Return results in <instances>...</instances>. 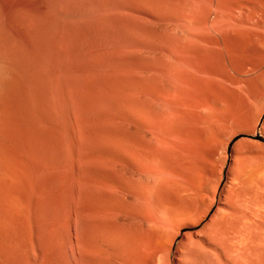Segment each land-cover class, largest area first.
<instances>
[{"label":"rangeland","instance_id":"rangeland-1","mask_svg":"<svg viewBox=\"0 0 264 264\" xmlns=\"http://www.w3.org/2000/svg\"><path fill=\"white\" fill-rule=\"evenodd\" d=\"M210 1H84L61 126L7 208L12 264H237L209 240L246 191L264 217V0Z\"/></svg>","mask_w":264,"mask_h":264},{"label":"bare ground","instance_id":"bare-ground-1","mask_svg":"<svg viewBox=\"0 0 264 264\" xmlns=\"http://www.w3.org/2000/svg\"><path fill=\"white\" fill-rule=\"evenodd\" d=\"M84 1L0 0V264L13 262L7 208L18 191L26 194L33 178L42 172L46 165L43 154L53 142L52 136H57V132L51 133L49 141L48 131L61 126L56 113L64 101V81L68 75L74 79L77 43L81 36L87 38L90 26L89 6ZM205 1L208 8L211 1ZM211 26L218 28L217 20ZM71 95L69 102L73 101ZM55 145L52 147L57 149ZM246 192L223 211L209 238L215 245L226 246L224 251H233L237 264L264 259V217L261 223L254 222V211L248 209L260 204V196L256 190ZM216 256L219 261L220 255Z\"/></svg>","mask_w":264,"mask_h":264},{"label":"water","instance_id":"water-1","mask_svg":"<svg viewBox=\"0 0 264 264\" xmlns=\"http://www.w3.org/2000/svg\"><path fill=\"white\" fill-rule=\"evenodd\" d=\"M259 138H260V140H262V141L264 142V138H263V137H260V136H259Z\"/></svg>","mask_w":264,"mask_h":264}]
</instances>
